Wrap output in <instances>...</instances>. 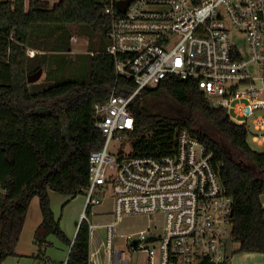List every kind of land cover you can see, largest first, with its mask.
Returning a JSON list of instances; mask_svg holds the SVG:
<instances>
[{
    "label": "trees",
    "instance_id": "1",
    "mask_svg": "<svg viewBox=\"0 0 264 264\" xmlns=\"http://www.w3.org/2000/svg\"><path fill=\"white\" fill-rule=\"evenodd\" d=\"M109 27L101 0H0V264L16 254L34 196L43 214L35 240L42 244L55 234L71 246L66 264H91L90 204L72 241L55 217L50 190L86 193L90 153L104 143L93 104L108 98L116 81L119 93L129 94L135 86L117 76L114 57L105 51ZM74 34L88 39L89 51L72 58ZM41 67L54 84L31 92L28 75ZM163 103L175 112L154 109ZM131 109L136 123L132 155L174 152L184 129L213 151L234 198L231 247L264 252V151L250 144L248 125L214 104L192 79L170 78L145 87Z\"/></svg>",
    "mask_w": 264,
    "mask_h": 264
},
{
    "label": "built area",
    "instance_id": "2",
    "mask_svg": "<svg viewBox=\"0 0 264 264\" xmlns=\"http://www.w3.org/2000/svg\"><path fill=\"white\" fill-rule=\"evenodd\" d=\"M101 2L110 19L105 51L114 57L117 76L135 86L129 94L119 93L116 81L109 97L93 104L104 143L89 156L87 205L111 193L117 219L162 214V232L148 229L134 245L148 255V264H233L234 229L230 236L229 225L234 198L213 151L184 129L174 152L132 155L136 123L131 102L145 87L170 78L192 79L236 121L250 127L253 119L251 134L263 144L264 116L255 113L264 109V99L256 96L264 90V0ZM37 51L30 49L31 54ZM114 250L109 230L110 258Z\"/></svg>",
    "mask_w": 264,
    "mask_h": 264
},
{
    "label": "crops",
    "instance_id": "3",
    "mask_svg": "<svg viewBox=\"0 0 264 264\" xmlns=\"http://www.w3.org/2000/svg\"><path fill=\"white\" fill-rule=\"evenodd\" d=\"M75 36V38H73ZM72 40V50L74 47V41H77V34H74ZM55 191L50 190L51 199L57 200V195H54ZM83 195L79 210L76 214V223L74 227L68 226V224L61 225L67 235L72 239H75L78 231L79 219L82 220L83 213L87 207V194ZM64 203H69L72 199L76 198L71 194ZM79 195V194H78ZM62 200V199H61ZM261 201L264 205V192L261 194ZM139 216V215H137ZM56 217V215H55ZM133 216L127 215L117 219L114 215V199L113 197L104 198L102 202L90 204V262L91 264H148L149 257L146 253H140L137 251L133 244V239H136L141 233L148 229L152 233H161L163 229L157 231L153 229L152 220L146 229H115L120 220ZM43 220V214L40 206V200L38 196H34L26 217V221L21 233L20 240L16 246V254L10 255L1 262V264H66L70 253L71 246L64 243L61 239H54L48 236V239L39 244L35 240V234L37 227ZM109 230L113 233L114 241V253L110 258L107 251V241L109 237ZM43 231V230H42ZM138 232V233H137ZM120 236V237H119ZM136 236V238H134ZM129 243L130 248L125 251L120 244ZM42 247V250L41 248ZM155 263H159V258L153 259Z\"/></svg>",
    "mask_w": 264,
    "mask_h": 264
},
{
    "label": "rangeland",
    "instance_id": "4",
    "mask_svg": "<svg viewBox=\"0 0 264 264\" xmlns=\"http://www.w3.org/2000/svg\"><path fill=\"white\" fill-rule=\"evenodd\" d=\"M51 2L55 1V0H50ZM78 38L77 41H74V47L72 51H70V56L72 58H75L78 54L80 53H84V52H88V39H86V37L81 36L79 34H77ZM52 84H54L53 80H48L46 78V69L44 68V73L43 75L36 81L30 82L29 83V88L31 92H37V91H41L49 86H51ZM258 97H261L264 99V90L262 92H258V94L256 95ZM172 105V103L170 104ZM165 107V108H164ZM154 109H163L165 111H173L175 112L171 106H166L165 103H163L162 105L156 104ZM256 115H260V116H264V109L259 108L257 109ZM243 117H238V120L241 119ZM200 123L209 131L214 132L215 134L217 133L216 130L211 127L209 124H207L204 121H200ZM250 125L249 127V137L248 140L250 142V144L256 148L257 150L260 151H264V143L263 144H259L256 141H254L253 136L251 134V131H255L253 128V119L249 120ZM251 130V131H250ZM112 147H116V144L114 143L112 145ZM123 148H127L128 150L130 149V145L128 144V142H124L122 144ZM57 195L58 199L54 200L51 199V205L52 208L54 210V213L56 215V218H61V221L63 222V224H68V226L74 227L75 223H76V214L77 211L79 210V205L81 204V199L83 194H79L77 195L76 198L72 199L69 203L65 204L66 200L68 199L69 195L67 194H62L59 192L55 191V194ZM111 193H108L105 196V199L108 197H111ZM62 199V200H61ZM133 216L131 219L125 218L119 221V223L117 224V226L115 227V229H146L147 226L150 223V220H152V224H153V229L155 231V229H157V231L161 232L160 230L163 229V215L162 214H157L155 216H147V215H130ZM60 221V222H61ZM80 219H79V223H80ZM232 225H229V235L231 236L232 234ZM138 233V232H137ZM49 237H52L54 239H60L57 235L55 234H49ZM120 237V236H119ZM136 238V236L134 237ZM48 239V237H47ZM122 246V248L125 251H128L130 248V244L129 243H123L120 244ZM236 245V244H234ZM235 251L233 252V257H232V263L233 264H257V263H263L264 264V252H244V251H238L237 250V246L235 247ZM40 264H42V262H40Z\"/></svg>",
    "mask_w": 264,
    "mask_h": 264
},
{
    "label": "water",
    "instance_id": "5",
    "mask_svg": "<svg viewBox=\"0 0 264 264\" xmlns=\"http://www.w3.org/2000/svg\"><path fill=\"white\" fill-rule=\"evenodd\" d=\"M125 6V3H122L121 5H120V8L122 9V10H124V7ZM43 73H44V68L43 67H41V68H39L37 71H35L34 73H31V74H29L28 75V82L30 83V82H33V81H36V80H38L42 75H43ZM137 239H133V244L134 245H136L137 244Z\"/></svg>",
    "mask_w": 264,
    "mask_h": 264
}]
</instances>
